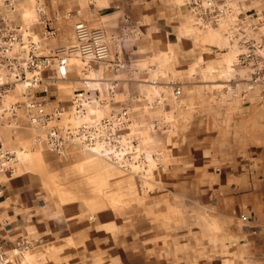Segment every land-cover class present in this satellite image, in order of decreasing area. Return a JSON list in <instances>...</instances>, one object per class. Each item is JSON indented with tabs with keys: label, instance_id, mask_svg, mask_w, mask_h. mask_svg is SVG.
<instances>
[{
	"label": "rangeland",
	"instance_id": "rangeland-1",
	"mask_svg": "<svg viewBox=\"0 0 264 264\" xmlns=\"http://www.w3.org/2000/svg\"><path fill=\"white\" fill-rule=\"evenodd\" d=\"M240 1L245 14L260 17L262 32L264 0ZM17 2L16 20L44 30L46 0ZM189 13L181 18L178 42H141L140 56L124 61L129 68L102 71L93 60L73 57L67 77L54 84L68 113L85 78L99 87L103 104L85 105L88 120L128 108L129 122L113 152L70 144L60 155L38 140L23 112L18 125L0 127L5 145L18 156L14 174L1 180L31 177L32 200L23 210L35 211L41 222L46 212L61 216L65 232L43 234L42 240L69 245L70 262L238 264L233 233L240 221L226 201L234 154L222 146L219 116L224 101L245 98L264 82L248 89L254 64L240 62L237 41L224 34L227 27L199 29ZM56 27L58 36L43 40L42 54L73 41L70 27ZM132 41L126 48H136ZM73 211L77 216L67 219Z\"/></svg>",
	"mask_w": 264,
	"mask_h": 264
},
{
	"label": "crops",
	"instance_id": "crops-1",
	"mask_svg": "<svg viewBox=\"0 0 264 264\" xmlns=\"http://www.w3.org/2000/svg\"><path fill=\"white\" fill-rule=\"evenodd\" d=\"M187 9L183 0H46L45 21L55 27L66 25L72 32L77 19L102 27L107 32L112 55L129 63L140 56L141 42L160 38L163 42H178L180 21L188 15ZM129 41L136 42V48H126ZM127 65L125 68H129ZM83 86L79 85L75 92ZM56 88L51 105L65 101L60 99L59 87ZM222 106L219 116L225 130L221 133L222 146L227 153L234 154L230 162L236 170L233 178L227 179L226 201L232 207L229 214L240 221L233 233L237 238L238 264H264V88L245 98L224 101ZM30 178L8 177L2 184L0 249L17 264H88L81 260L70 262L69 245H50L42 240L43 234L65 232L64 223H60L61 216L52 212H46L45 221L41 222L35 211L23 210L24 204L32 200L27 193ZM76 213L66 214L67 219L76 217ZM242 214L248 219L240 220ZM76 223L71 221L70 225Z\"/></svg>",
	"mask_w": 264,
	"mask_h": 264
},
{
	"label": "built area",
	"instance_id": "built-area-1",
	"mask_svg": "<svg viewBox=\"0 0 264 264\" xmlns=\"http://www.w3.org/2000/svg\"><path fill=\"white\" fill-rule=\"evenodd\" d=\"M17 1L0 0V127L6 122L18 125L17 119L23 112L38 131V140L45 141L60 155L70 144L113 152L119 131L129 122V110L122 107L101 118L86 119L85 105L102 101L101 90L92 86L91 79L85 78L83 88L76 90L74 112L68 113L61 104L51 105V97L57 90L54 84L67 77L73 57L93 60L102 71L122 70L125 62L112 55L107 32L84 19H77L73 23V41L53 47L49 55L42 54L43 40L57 37L59 27L51 26L45 19V29L40 33L26 27L16 20ZM183 4L195 27H227L224 34L237 41L239 51L236 55L240 62L254 64L251 76H256L247 79L248 89L264 82V73L260 74L264 70V29L261 32L260 17H255L254 13L245 14L240 0H183ZM107 89L112 91L113 87L110 85ZM175 92L180 95L181 89ZM106 103L109 105L110 99ZM17 159V152L5 145L0 134V196L4 182L1 178L14 174ZM242 219L247 220L248 216L242 215ZM0 264L17 263L9 260L0 249Z\"/></svg>",
	"mask_w": 264,
	"mask_h": 264
}]
</instances>
